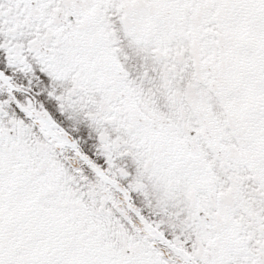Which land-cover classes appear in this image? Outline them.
I'll return each instance as SVG.
<instances>
[{
    "label": "snow or ice",
    "instance_id": "6c2138e0",
    "mask_svg": "<svg viewBox=\"0 0 264 264\" xmlns=\"http://www.w3.org/2000/svg\"><path fill=\"white\" fill-rule=\"evenodd\" d=\"M0 264H264V0H0Z\"/></svg>",
    "mask_w": 264,
    "mask_h": 264
}]
</instances>
